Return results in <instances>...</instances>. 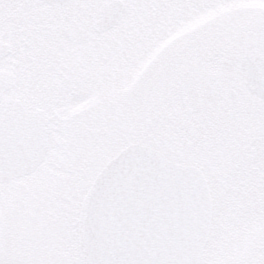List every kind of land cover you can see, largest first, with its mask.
<instances>
[{"label": "snow or ice", "instance_id": "6c2138e0", "mask_svg": "<svg viewBox=\"0 0 264 264\" xmlns=\"http://www.w3.org/2000/svg\"><path fill=\"white\" fill-rule=\"evenodd\" d=\"M0 264H264V0H0Z\"/></svg>", "mask_w": 264, "mask_h": 264}]
</instances>
